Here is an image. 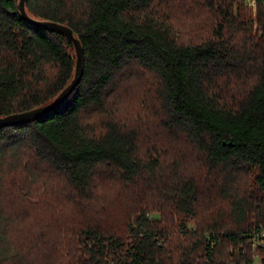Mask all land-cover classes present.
<instances>
[{
    "label": "trees",
    "instance_id": "obj_1",
    "mask_svg": "<svg viewBox=\"0 0 264 264\" xmlns=\"http://www.w3.org/2000/svg\"><path fill=\"white\" fill-rule=\"evenodd\" d=\"M25 8L72 28L83 72L0 127V264H264V0ZM74 68L65 34L0 0V116Z\"/></svg>",
    "mask_w": 264,
    "mask_h": 264
},
{
    "label": "water",
    "instance_id": "obj_2",
    "mask_svg": "<svg viewBox=\"0 0 264 264\" xmlns=\"http://www.w3.org/2000/svg\"><path fill=\"white\" fill-rule=\"evenodd\" d=\"M25 1L26 0H17V8L21 16L25 20L35 25L45 26L47 28L62 32L72 41L75 48V68H74L73 76L70 79V81L50 102L27 110L2 115L0 116V127L6 125H16L23 121L33 120L55 109L64 101L66 96L72 91L76 83L81 78L83 72L82 45L80 43L79 38L73 33L72 28L66 24L56 22L53 20L38 19L30 16L26 11Z\"/></svg>",
    "mask_w": 264,
    "mask_h": 264
},
{
    "label": "rangeland",
    "instance_id": "obj_3",
    "mask_svg": "<svg viewBox=\"0 0 264 264\" xmlns=\"http://www.w3.org/2000/svg\"><path fill=\"white\" fill-rule=\"evenodd\" d=\"M136 96V95H135ZM134 95H133V97H135ZM132 97V95L130 96V97H127L128 99H130ZM136 98H137V96H136ZM137 103H135V105H136ZM134 105V106H135ZM259 263V261H258V259L255 261V264H258Z\"/></svg>",
    "mask_w": 264,
    "mask_h": 264
}]
</instances>
